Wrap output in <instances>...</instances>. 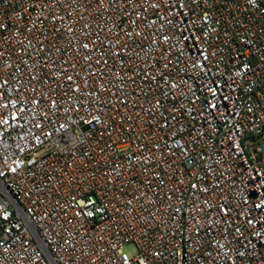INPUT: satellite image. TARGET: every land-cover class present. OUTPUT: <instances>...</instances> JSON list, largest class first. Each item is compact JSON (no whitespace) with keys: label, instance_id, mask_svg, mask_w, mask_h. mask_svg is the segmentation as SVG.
<instances>
[{"label":"built area","instance_id":"2783aa9c","mask_svg":"<svg viewBox=\"0 0 264 264\" xmlns=\"http://www.w3.org/2000/svg\"><path fill=\"white\" fill-rule=\"evenodd\" d=\"M0 264H264V0H0Z\"/></svg>","mask_w":264,"mask_h":264},{"label":"rangeland","instance_id":"374dc122","mask_svg":"<svg viewBox=\"0 0 264 264\" xmlns=\"http://www.w3.org/2000/svg\"><path fill=\"white\" fill-rule=\"evenodd\" d=\"M126 253H128L131 256L136 255L137 251L136 248L133 245H129L125 248Z\"/></svg>","mask_w":264,"mask_h":264}]
</instances>
